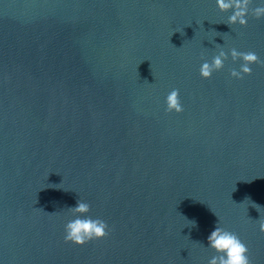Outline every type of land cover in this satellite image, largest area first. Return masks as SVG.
Listing matches in <instances>:
<instances>
[{"label":"water","instance_id":"obj_1","mask_svg":"<svg viewBox=\"0 0 264 264\" xmlns=\"http://www.w3.org/2000/svg\"><path fill=\"white\" fill-rule=\"evenodd\" d=\"M228 15L215 0H0V264H208L218 223L264 264V64L233 79L229 52L199 71L216 44L264 60V19ZM173 89L183 113L167 112ZM80 199L109 224L82 247L64 240Z\"/></svg>","mask_w":264,"mask_h":264},{"label":"clouds","instance_id":"obj_2","mask_svg":"<svg viewBox=\"0 0 264 264\" xmlns=\"http://www.w3.org/2000/svg\"><path fill=\"white\" fill-rule=\"evenodd\" d=\"M253 2L254 0H215L219 11L229 14L225 23L231 28L237 25L246 27L250 15L258 20L264 19V0H255L257 6L251 8L250 4ZM216 48L218 51L211 61L204 59L200 66V75L204 79H211L214 73L225 68V62L229 60V52L233 63L242 61L238 70L236 68L231 69L230 75L233 79L242 80L245 76H251L253 65L264 64V60H261L254 51L241 52L234 47L225 50L224 45L221 46L220 44H216ZM166 105L168 113L179 114L184 112L179 89H173L168 93ZM253 204L258 212L259 209H264L258 204ZM68 212L73 218L69 219L64 226L66 243L82 247L92 241L107 238L109 224L103 219L93 218L90 215L91 205L88 202L80 199L76 206L68 209ZM258 222L260 232L264 233V221H261L260 218ZM191 223L196 226L195 221H191ZM207 248L212 249L215 253L209 259L208 264H251L248 246L237 233L219 226V223L207 237Z\"/></svg>","mask_w":264,"mask_h":264}]
</instances>
